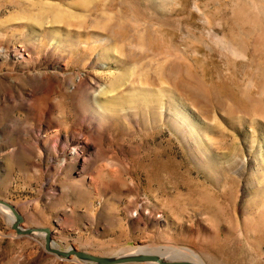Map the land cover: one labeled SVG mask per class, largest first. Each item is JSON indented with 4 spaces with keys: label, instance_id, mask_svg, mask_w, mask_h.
<instances>
[{
    "label": "rangeland",
    "instance_id": "374dc122",
    "mask_svg": "<svg viewBox=\"0 0 264 264\" xmlns=\"http://www.w3.org/2000/svg\"><path fill=\"white\" fill-rule=\"evenodd\" d=\"M0 49V198L22 227L61 250L264 264V0H0ZM83 72L130 74L121 113L144 76L160 99L85 140ZM12 223L0 210V264H95Z\"/></svg>",
    "mask_w": 264,
    "mask_h": 264
},
{
    "label": "bare ground",
    "instance_id": "6f19581e",
    "mask_svg": "<svg viewBox=\"0 0 264 264\" xmlns=\"http://www.w3.org/2000/svg\"><path fill=\"white\" fill-rule=\"evenodd\" d=\"M0 51H2V49H0ZM98 57L105 58L106 56L100 55ZM108 64L109 63L105 65H108ZM121 74L116 79V81H112V83L110 84L106 83L105 86H103V83H101V81L95 74H90V73H85V72L77 74L76 80H74V83L72 86H73V89L77 91V94L80 96L81 100L87 105V109L85 111L86 115L82 116L83 120L87 122L85 128L89 129L88 131H85L83 134L85 140H89L90 136L91 135L93 136L92 134L93 131H98L103 127V123L107 115L117 116L119 114L120 115L122 114V118L130 119L131 118L130 109L133 108L132 105L136 103L140 98L137 96H142L143 99H148L150 97L152 98V100L156 102L160 99L157 93H154L150 89L149 90L146 89L145 87L146 80L143 81L144 80L143 78H145V76L144 77L142 76L143 78H141L139 81L141 85L135 88L136 90L133 94L131 93L127 94L126 101L130 103V106H129L130 108L123 107L124 110H122V113L119 110H115L114 106L117 105L118 98L120 97L117 94L125 86L128 85L129 79L131 77L129 73H125L123 77L121 76ZM127 74L130 77L128 76L126 78L125 76H127ZM30 101L32 102L33 99ZM138 119H139V115H136V119H135L136 122ZM169 119L170 120L174 119V115L172 113H169ZM57 146H58V143L54 145V148H57ZM76 151H77V148H76ZM66 159L67 158H65V160ZM0 210L9 218L11 222L15 220V215L13 211L11 210V208L0 204ZM41 235H44V234L42 233ZM55 244L56 243H53L52 246ZM126 250H128L129 252L128 254L126 253L124 255L136 254V253H141V252H149V253L159 254L168 260H186V261L193 262L195 264H206L198 253H196L194 250L187 248V247H178V246H173V245L159 246V247L141 245L137 247H130V248H127Z\"/></svg>",
    "mask_w": 264,
    "mask_h": 264
},
{
    "label": "water",
    "instance_id": "95a60500",
    "mask_svg": "<svg viewBox=\"0 0 264 264\" xmlns=\"http://www.w3.org/2000/svg\"><path fill=\"white\" fill-rule=\"evenodd\" d=\"M0 204L11 208L15 215V220L12 223L13 229L16 230L18 234L30 235L35 232L45 234L46 249L65 258H71L72 255H75L77 258L92 262L95 264H126V263H141V262H153L156 264H195L186 260H168L163 256L156 253L141 252L130 255H119V256H101L95 255L85 250H79L76 248H69L67 250H61L52 246V231L48 227H22L24 221L23 215L17 210V208L10 202L0 198Z\"/></svg>",
    "mask_w": 264,
    "mask_h": 264
}]
</instances>
